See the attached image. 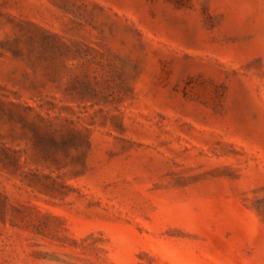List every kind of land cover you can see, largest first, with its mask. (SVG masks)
I'll use <instances>...</instances> for the list:
<instances>
[{"label": "rangeland", "instance_id": "374dc122", "mask_svg": "<svg viewBox=\"0 0 264 264\" xmlns=\"http://www.w3.org/2000/svg\"><path fill=\"white\" fill-rule=\"evenodd\" d=\"M0 264H264V0H0Z\"/></svg>", "mask_w": 264, "mask_h": 264}]
</instances>
